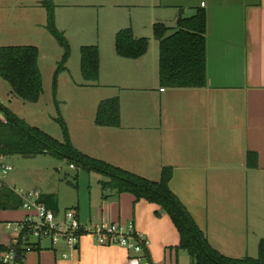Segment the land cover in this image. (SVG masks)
<instances>
[{"label":"crops","instance_id":"1","mask_svg":"<svg viewBox=\"0 0 264 264\" xmlns=\"http://www.w3.org/2000/svg\"><path fill=\"white\" fill-rule=\"evenodd\" d=\"M34 1L36 6L43 2ZM60 1L57 8L76 6L79 0ZM95 1L98 6L123 7L120 0ZM142 1L149 2L140 7L147 10L144 27L148 32L151 28L152 35L157 23L174 27L170 23H177L181 15L206 12L207 86L162 87L159 56L150 44L144 56L121 59L126 67L121 82L106 84L117 88L112 95L121 102V126L96 125L95 138L89 136V124L81 126L82 145L71 133L72 143L86 155L149 180H157L163 168L172 167V192L205 230L213 248L227 257L252 258L264 240V0ZM9 2L0 0V41L6 33L13 34L9 21L2 18ZM58 17L57 11L56 26ZM131 29L136 38L148 35L135 26ZM4 119L0 112V121ZM249 153L257 154L256 167L248 165ZM104 188L91 186L87 198L80 188L76 196L43 186L34 191H40V199L59 213L61 205L76 210L85 225L134 223L136 232L149 241L148 264H195L180 247V233L159 205L117 193L108 185ZM28 214L22 207L0 209V245L17 242L18 234L6 225ZM32 240L35 248L28 250L21 264H128L130 256L128 249L99 244L90 236L82 238L77 251Z\"/></svg>","mask_w":264,"mask_h":264},{"label":"trees","instance_id":"2","mask_svg":"<svg viewBox=\"0 0 264 264\" xmlns=\"http://www.w3.org/2000/svg\"><path fill=\"white\" fill-rule=\"evenodd\" d=\"M52 3V0H43L42 5L48 12V30L65 49L58 74L65 68L69 59L70 45L65 35L57 29ZM206 34L207 14L203 9L197 10L196 14L190 17L181 15L175 27L162 23L154 25V37L159 42V82L162 87L201 89L207 86ZM149 45L148 38H136L131 28L119 31L115 39L117 54L126 59L144 56L149 50ZM81 72L88 84L99 80L100 58L97 46L82 48ZM0 76L11 85L15 96L27 102L37 103L43 93L39 49L27 45L0 47ZM1 111L5 119L0 121V155L27 157L37 153H50L57 157L69 158L72 161L71 166L78 164L86 170L95 169L107 174L110 181L106 185L117 193H131L137 200L145 199L155 203L170 216L181 236L180 247L191 256L195 264H264V240L259 245L257 258H231L213 248L187 208L172 192V167L163 168L159 181L149 180L79 151L73 145L68 126L61 118H58V121L64 132L63 142L54 139L40 128L30 126L3 106L0 107ZM95 122L100 127H120V99L115 97L102 101L98 106ZM247 163L256 167L257 154L249 153ZM44 201L41 199V202L45 203ZM22 204L23 200L15 189L5 185L0 187V209L16 210L21 208ZM48 207L52 208L50 205ZM12 246L20 264L23 261L22 256L29 249L35 248L32 243L22 240ZM10 249L11 247L0 245V256ZM145 254L149 256L148 250H145Z\"/></svg>","mask_w":264,"mask_h":264},{"label":"rangeland","instance_id":"3","mask_svg":"<svg viewBox=\"0 0 264 264\" xmlns=\"http://www.w3.org/2000/svg\"><path fill=\"white\" fill-rule=\"evenodd\" d=\"M9 1L8 11L4 12L2 18L9 21L8 27L13 34L6 33L5 39L0 41L2 44L0 46L27 45L39 49L43 93L37 103L27 102L15 96L11 85L0 76V105L59 142L64 141V132L58 118L63 119L68 126L70 136L72 133L76 144L81 146L82 142L79 139L81 134H78L80 127L89 124L87 131L90 138L96 137L97 124L94 120L98 106L105 98H115L112 94L117 93L116 87L111 88L106 84L116 85L117 82H121L120 75L126 69L121 63L122 57L116 51V35L119 31L132 26L137 28V32L146 31L143 19L147 10L141 8L140 4L142 2L149 4V2L120 0L119 3L123 4V7H113L107 4L98 6L95 0L91 1V5H85L88 0H79L76 6L63 5L57 8V3L61 1L52 0L55 22L57 11L59 16L57 29L64 32L70 45V56L65 68L57 74L65 49L47 28V9L42 3L38 6L31 3L35 2L34 0H21L20 4H17L16 0ZM63 2L62 4H65L66 1ZM174 24L176 23H170L172 26ZM150 30L151 28L149 32L146 31L148 35L143 38L150 39L157 58L159 42ZM84 46H97L99 49V80L93 84L86 83L81 72V50ZM1 113L4 115L2 111ZM78 117H83L81 118L83 122H79ZM83 148L92 150L90 147ZM0 163L12 167L7 175L0 174L3 184L22 193L34 191L35 186L40 188L43 186L55 192L60 190L61 195L69 191L76 196L79 192L77 189L80 188L87 198L91 186L102 191L105 189V183L110 181L107 174L99 170H86L78 164L71 167L72 161L69 158L57 157L50 153H37L32 158L22 155L0 156ZM160 178L155 181H159ZM66 208L65 205L59 206L61 215ZM43 242L52 245L50 240ZM257 257L258 253L252 256V258Z\"/></svg>","mask_w":264,"mask_h":264},{"label":"built area","instance_id":"4","mask_svg":"<svg viewBox=\"0 0 264 264\" xmlns=\"http://www.w3.org/2000/svg\"><path fill=\"white\" fill-rule=\"evenodd\" d=\"M11 170V166L0 163V174L5 176ZM2 185L0 179V187ZM15 192L23 200L22 208L29 212L22 221L6 225L9 231L18 234L16 243L21 240L30 243L31 239L50 240L53 246L63 244L71 251H77L82 238L90 236L99 244L120 245L128 249L130 252L128 264H148L145 250L148 249L149 241L136 232L134 223L124 225L103 222L96 225H85L74 209L64 210L61 215L49 208L41 202V193L38 190L28 193L16 190ZM24 258L25 255L21 259L24 260ZM64 258H68V255L65 254ZM0 261L1 264H20L14 246H11L9 252L3 254Z\"/></svg>","mask_w":264,"mask_h":264},{"label":"water","instance_id":"5","mask_svg":"<svg viewBox=\"0 0 264 264\" xmlns=\"http://www.w3.org/2000/svg\"><path fill=\"white\" fill-rule=\"evenodd\" d=\"M27 157H30V158H32V157H34V155H29V156H27ZM187 208V207H186ZM187 210H188V212H189V209L187 208ZM190 213V212H189ZM190 215H191V213H190ZM193 218V217H192ZM195 221V220H194ZM196 222V221H195ZM196 224H197V222H196ZM197 226L199 227V229L202 231V232H204V234L206 235V232H205V230L203 229V228H201L198 224H197ZM207 236V235H206Z\"/></svg>","mask_w":264,"mask_h":264}]
</instances>
